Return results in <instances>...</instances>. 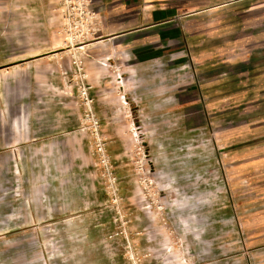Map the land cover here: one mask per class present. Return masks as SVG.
Listing matches in <instances>:
<instances>
[{
  "label": "rangeland",
  "instance_id": "1",
  "mask_svg": "<svg viewBox=\"0 0 264 264\" xmlns=\"http://www.w3.org/2000/svg\"><path fill=\"white\" fill-rule=\"evenodd\" d=\"M230 28L215 54L164 75L177 101L152 117L134 92H104L114 202L91 134V162L72 147L83 38L68 41L62 0H0V264H264V78L239 63L264 28L241 9Z\"/></svg>",
  "mask_w": 264,
  "mask_h": 264
},
{
  "label": "crops",
  "instance_id": "2",
  "mask_svg": "<svg viewBox=\"0 0 264 264\" xmlns=\"http://www.w3.org/2000/svg\"><path fill=\"white\" fill-rule=\"evenodd\" d=\"M92 1L94 20L88 37L80 42L83 45L79 49L83 50L89 75L94 77L95 91L98 92L94 95L97 114V104L104 110V92L107 90L134 92L138 103L140 99L145 100L138 105L142 115L147 117L154 115L152 110L155 105L162 109L168 103L176 102L177 96L167 99L168 87L164 75L168 72L177 75L178 71H182L184 66L181 64L185 60L215 54L217 30L223 27L231 31L233 10L255 11L264 28V0ZM257 39L261 45L256 52L239 61L240 70L244 75L254 74L263 79L264 29ZM180 76L182 78V74ZM182 84H176V89L179 87L183 91ZM81 132L76 133L72 147L83 156V164H88L91 162L88 156L90 132L84 128ZM105 134L111 139L117 135L112 129L106 130ZM46 145L49 149L47 154L54 155L55 141L44 143L37 151L44 153ZM23 156V150H15L18 170L23 167Z\"/></svg>",
  "mask_w": 264,
  "mask_h": 264
},
{
  "label": "built area",
  "instance_id": "3",
  "mask_svg": "<svg viewBox=\"0 0 264 264\" xmlns=\"http://www.w3.org/2000/svg\"><path fill=\"white\" fill-rule=\"evenodd\" d=\"M64 19L71 26V30L83 27V30L77 33L76 39H86L89 35L90 26L94 20L92 10V0H62ZM82 39V40H83ZM81 40V41H82ZM88 73L85 61L83 60V87L80 94L86 108V115L83 123L85 128L90 131L94 153L99 156L100 164L106 169V173L114 187V202L119 201V194L116 188L117 177L114 176L111 157L107 151V141L102 132V122L95 109V97L91 95L92 86L87 81Z\"/></svg>",
  "mask_w": 264,
  "mask_h": 264
},
{
  "label": "bare ground",
  "instance_id": "4",
  "mask_svg": "<svg viewBox=\"0 0 264 264\" xmlns=\"http://www.w3.org/2000/svg\"><path fill=\"white\" fill-rule=\"evenodd\" d=\"M83 30V27L82 28H79V29H75L73 30L70 34H69V37H68V41L73 43L77 37V33L81 32Z\"/></svg>",
  "mask_w": 264,
  "mask_h": 264
}]
</instances>
